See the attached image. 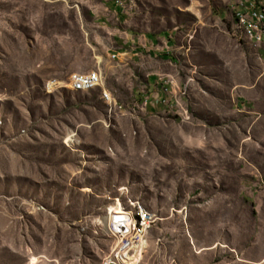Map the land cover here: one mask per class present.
I'll return each instance as SVG.
<instances>
[{"label":"rangeland","instance_id":"374dc122","mask_svg":"<svg viewBox=\"0 0 264 264\" xmlns=\"http://www.w3.org/2000/svg\"><path fill=\"white\" fill-rule=\"evenodd\" d=\"M40 1L0 0V264H127L117 203L149 214L128 264H264V113L226 89L264 67V38L234 17L248 0H119L110 44L118 27L156 49L94 54L80 67L103 84L87 88L11 72L32 67L11 56L66 50Z\"/></svg>","mask_w":264,"mask_h":264},{"label":"crops","instance_id":"0c3cea01","mask_svg":"<svg viewBox=\"0 0 264 264\" xmlns=\"http://www.w3.org/2000/svg\"><path fill=\"white\" fill-rule=\"evenodd\" d=\"M38 4V11L34 15L38 19L59 22L58 29H56L59 35L54 40L64 42L66 50L55 56L48 54V51H44L42 55L36 56L31 61L27 56H24L25 60L23 55L11 56L14 57L13 59H18V61L12 60V63L19 62L27 66L32 64L31 68L20 67L15 71H11L14 74L29 78V74L32 73L33 76L35 74L46 81L61 82L66 80L71 73L83 71L80 64L96 65L94 54L103 56L111 51L112 54L117 56L121 50H130L132 55L142 56L143 52L156 49L157 42L154 37L126 38L123 31H119L118 27L112 32L113 38L115 37L114 44H110L107 21L109 18H115L117 24L121 23L119 17L121 2L119 0H42ZM21 8L24 10L29 9V7ZM21 14L29 15V12H22ZM71 33H77L80 36L83 33L84 36L88 37L89 45L94 48L93 50L84 45L85 60H82V54H78ZM245 41V44L249 47L253 44L249 40L245 39ZM168 42H170V39L166 40L161 48L168 49L171 46L167 45ZM248 52L250 54V51ZM239 71L243 73L242 78L246 80L249 71L244 70V68L239 69ZM237 84H240V87ZM241 84L243 83H234L226 88L227 92L230 93L232 90L235 92L238 104L247 107L252 106L253 111L257 114L264 113V67L253 77L250 83ZM158 86L157 81L152 85L156 97L159 94ZM161 86L164 87V85ZM218 88L221 87L218 86ZM168 92L165 88V93ZM155 101H157V98H155Z\"/></svg>","mask_w":264,"mask_h":264},{"label":"bare ground","instance_id":"6f19581e","mask_svg":"<svg viewBox=\"0 0 264 264\" xmlns=\"http://www.w3.org/2000/svg\"><path fill=\"white\" fill-rule=\"evenodd\" d=\"M262 20H263V16H255V18L243 19V24H242V21L237 20V18H236L237 28L239 29V31L247 32V34L249 36H251L252 33L250 35V32L246 31V27H258V22H260ZM91 84H92V82H88L86 85L81 86V82H75L74 87H76V88H85L86 87L87 88V87L91 86ZM115 214L117 215L116 221H119V229H120V231L117 232V234L120 238V244L117 248L118 252H117L116 257L121 262L128 264V262L125 259L121 258L122 257L121 252H125V250L131 248L137 253V252H140V250L145 247V245H146L145 240L142 239L140 236H139V239H137L139 233H138V231H135V229L137 227H139L140 221H144V224H148L149 214L147 212H145L141 207H138V209L136 210L135 213L134 212H126V211L124 212V210L122 209V207L119 203H117V205H116ZM142 227H144V226H142ZM127 235H130V236H127ZM126 236H127V238H124ZM143 242H145V243H143Z\"/></svg>","mask_w":264,"mask_h":264},{"label":"built area","instance_id":"2783aa9c","mask_svg":"<svg viewBox=\"0 0 264 264\" xmlns=\"http://www.w3.org/2000/svg\"><path fill=\"white\" fill-rule=\"evenodd\" d=\"M232 4V1H229ZM234 9V17L237 20H241L243 24V19H251L255 18V16H263L264 21V0H248V5L245 8H238V6H233ZM245 27V26H244ZM251 30H259V37L256 38H264V30L261 29V23L259 27H246V31L250 32ZM111 57H115V54H111ZM56 81H48L45 84H54ZM67 82H81V86L86 85L88 82H100V87L103 84V77L100 69L95 67L91 70L87 71H76L71 73L68 78ZM102 98L105 100H109V94L106 90L102 88ZM147 226L144 224V221H140L139 227ZM115 229H119V221H115ZM137 239H139V234ZM145 243V242H143ZM134 245V244H133ZM127 257V253L124 254L121 258ZM101 264H109V260L101 263Z\"/></svg>","mask_w":264,"mask_h":264}]
</instances>
